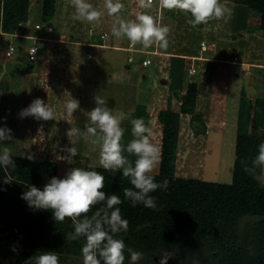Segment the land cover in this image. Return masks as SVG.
<instances>
[{
  "label": "rangeland",
  "instance_id": "obj_1",
  "mask_svg": "<svg viewBox=\"0 0 264 264\" xmlns=\"http://www.w3.org/2000/svg\"><path fill=\"white\" fill-rule=\"evenodd\" d=\"M57 2L55 15L43 20L41 0H1L0 26L8 34L0 33V41H11L16 49L9 58L0 52V81L7 84L6 105H0V109L6 117L5 128L11 130L12 136L11 140L0 141V153L4 147H8L12 154L55 162L56 177L60 179L76 164L83 169L84 164L78 160L83 161L85 158V170L101 173L105 178L102 190L106 195H112L114 172L99 165V145L91 144L90 138L85 139L87 113L97 106L94 98L97 95L103 98L113 115L122 113L125 118L121 124L131 121L136 103H144L148 111V126L154 133L153 143L160 148L162 124L158 113L164 108L180 109L179 95L185 92L188 82H193L196 85V96L192 114L199 113L200 119L192 122L191 113L182 112L180 115L175 175L230 181L238 111L245 117L247 111H252L257 95L264 97V68L248 66L245 62L241 66L250 69L245 75L236 77L233 67L226 71L228 63L223 59L229 54H238L246 61L264 62V5L250 19L244 3L220 0L231 10L230 18L226 16L208 24L193 26V18L189 13L162 9L159 0H153L147 9L138 8L137 0H120L125 5L120 13L122 18L134 20L137 12H146L153 16L158 25L170 29L168 46L160 47L170 52V55L159 53L160 62L151 55L153 61L141 67L139 62L142 53L131 51L134 60L128 62L125 49L88 45V41L96 40L102 32L107 33L109 42L121 45L128 42L127 38L117 39L112 36L113 18L107 15L104 0H87L104 12L101 21L92 24L73 19L75 9L71 0ZM12 16L18 17L16 31H19V26L28 33L41 34L39 51L29 61L35 67L30 73L24 71L25 49L34 40L10 37V34H14ZM23 20V23L17 24ZM37 22L42 27L45 23H52V31L34 30ZM249 22H258L260 27L248 31L246 24ZM203 38L212 46H207L206 52L202 51V54L221 58L212 61V65L205 60V63H201L191 58L201 53L199 42ZM189 54L194 55L186 57ZM191 66L196 69L193 74L188 71ZM2 95L3 89L0 86V102ZM37 98L54 109L56 119L43 121L31 116L20 117L19 113ZM70 98L79 101V109L73 113V117H69L65 111V104ZM243 103L248 110H243ZM194 124L198 133L193 132ZM72 128L80 132L71 137L75 144L67 134ZM71 147H76L82 158L71 156L68 152ZM158 166L152 173L154 180L157 183L167 180L168 187L167 190L160 188L150 195L156 200H165L170 196L169 177L159 175ZM258 177L264 184V168ZM102 206H94L89 216ZM141 207L142 204L134 206L135 212L140 214ZM3 215L4 212L0 210V219Z\"/></svg>",
  "mask_w": 264,
  "mask_h": 264
},
{
  "label": "trees",
  "instance_id": "obj_2",
  "mask_svg": "<svg viewBox=\"0 0 264 264\" xmlns=\"http://www.w3.org/2000/svg\"><path fill=\"white\" fill-rule=\"evenodd\" d=\"M57 1L41 0L43 20L55 15ZM238 1L245 4L248 16H255L264 5V0ZM12 17L11 27L15 31L18 17ZM258 27V23L246 24L248 31ZM3 29L0 26L2 32L6 31ZM17 30L20 36L16 38H29L25 36V28L18 26ZM9 42L0 41L3 56ZM15 49L5 58L11 57ZM25 58L24 71L30 73L35 67L29 62L26 49ZM0 86L3 89L0 105L5 107L7 84L0 81ZM186 86L185 92L178 94L179 110L165 108L159 112L162 162L158 173L169 177L168 199L156 200V210L142 204L139 214L123 196V189L132 185L121 171L113 173L112 194L120 196L123 201L116 207L120 208L122 218L129 222V230L116 237L126 244L124 264L130 261L127 248L143 253L144 259L139 264H159L165 250L172 254L167 264H264V184L258 177L263 168H254L252 164L258 155V146L264 143V134H258L264 128V97L254 99L252 111H247L245 117L238 111L231 180H208L175 175L180 115L182 112L191 113L192 122L200 119L199 113L192 114L196 85L188 82ZM242 106L243 110H248L244 103ZM1 111L0 128H5L6 117ZM137 118H143L148 126L144 103L135 105L131 121ZM131 121L120 125L124 129L120 143L125 148L123 155L134 164L136 157L126 151L133 139ZM192 128L198 133L195 124ZM10 154L15 169L0 166V210L4 212L0 219V264H25L29 258L46 251L56 252L59 264H83L81 249L85 238L78 241L65 239L67 233L74 231L71 220L66 218L63 223L56 222L51 210H33L21 199L30 186L43 190L51 178L56 177L57 164L29 155ZM75 157L82 158L79 153ZM83 164L85 170V158ZM5 178L10 183L5 184ZM14 246L16 252L11 250Z\"/></svg>",
  "mask_w": 264,
  "mask_h": 264
},
{
  "label": "clouds",
  "instance_id": "obj_3",
  "mask_svg": "<svg viewBox=\"0 0 264 264\" xmlns=\"http://www.w3.org/2000/svg\"><path fill=\"white\" fill-rule=\"evenodd\" d=\"M71 4L75 9L73 15L75 20L87 21L92 24L99 23L104 16V12L95 8L87 0H71ZM151 5L152 0H137V6L140 9L150 8ZM159 6L169 11L179 10L189 13L193 18L191 21L193 26L208 24L210 21L224 19L226 16L230 18L232 15L231 10L224 6L220 0H159ZM124 7L125 5L120 0H104V9L107 15L113 18L112 36L117 39L127 38L128 42L125 45L109 42L110 39L107 35L102 38L99 33L96 40L88 41V45L119 48L112 45L127 46L130 42L132 45H142L145 49L156 45L157 49L163 51L160 47L168 46L167 37L170 29L167 26L158 25L153 16L146 12H137L134 20H126L120 15ZM46 24L52 25V23ZM0 33L8 34L5 31ZM13 33L19 35L10 34L11 38L20 36L16 30ZM28 34L34 35L35 33ZM29 38L37 43L42 40L34 39L32 36ZM126 51L128 54L130 53V51ZM157 55L159 56V54ZM94 99L97 106L87 113L88 123L85 125V139L90 138L91 144L99 145V165L107 171L122 172V176L132 185V187L123 189L124 198L130 201L132 206L143 204L146 208L156 210V199L150 193L160 188L167 190L168 181L157 183L152 175L162 162L161 150L153 143L152 128L146 125L143 118L131 121L133 139L128 143L126 151L136 157L133 164L123 155L125 148L120 143L124 135V129L120 126L121 121L125 118L124 115L122 113L113 115L106 106V101L99 95ZM78 109V100L70 98L65 104V111L69 117H73V113ZM19 115L21 118L31 116L36 120L43 121L56 119L54 109L39 98L33 100ZM67 134L71 139L73 135H79L80 132L79 129L72 128ZM258 134H264V129H260ZM11 139V130L0 128V141ZM72 142L75 144L73 140ZM68 152L74 157L77 154V149L71 147ZM252 164L254 168H264V143L258 146V155ZM0 166L5 169L9 167L15 169L16 167L8 147H4L0 154ZM104 180V176L98 171L73 168L67 172L63 179L51 178L43 190L30 186L21 196V199L25 200L29 208L33 210H51L56 222L63 223L66 218L71 220L74 231L67 233L65 239L78 241L85 238L81 249L83 264H124L126 259L125 241L116 237L129 230V222L122 218L120 208L116 207L123 203L120 196L106 195L102 190L104 189ZM4 183H10V180L5 178ZM97 204H103V206L89 216L88 214ZM11 250L17 251L15 246ZM127 252L130 254L129 264H139L144 259L143 253L139 251L127 248ZM171 256L170 252L163 251L159 264H167ZM25 264H59V256L56 252L46 251L29 258Z\"/></svg>",
  "mask_w": 264,
  "mask_h": 264
},
{
  "label": "built area",
  "instance_id": "obj_4",
  "mask_svg": "<svg viewBox=\"0 0 264 264\" xmlns=\"http://www.w3.org/2000/svg\"><path fill=\"white\" fill-rule=\"evenodd\" d=\"M153 1V0H152ZM42 24L40 22H37L34 24V29L35 30H43L45 32H51L52 31V25L51 24H46L45 26H41ZM15 35L17 33H14ZM19 35V34H17ZM107 33L106 32H102L101 33V37L104 38L106 37ZM25 36L26 37H33L34 39H41V34L39 35H31V34H28V33H25ZM53 39V38H52ZM102 45H107V44H102ZM114 47H119V48H124L128 51H130V53L128 54L127 58H128V61H133L134 60V56L133 54L131 53V51H134V52H138V53H142L141 54V58H140V62L139 64L142 66V67H145V66H148L152 61L153 59L151 58V55L154 56L153 58L155 60H157V62H159V59H158V55L159 53H164L166 55H168V52H165V51H161L159 49H157V46L154 45V47H150V48H143L142 45H138V46H135V45H132L130 42L128 43L127 46H119V45H112ZM200 47L202 48H205V42L204 41H201L200 42ZM14 48V45L12 43H9L8 45V48L7 50L5 51V56H7L8 54H11L12 50ZM26 51H27V57L28 59L31 61L34 56L36 55V53L39 51V44L34 40L31 44H29L26 48ZM195 68L194 66L189 69V72L191 73H194L195 72Z\"/></svg>",
  "mask_w": 264,
  "mask_h": 264
},
{
  "label": "crops",
  "instance_id": "obj_5",
  "mask_svg": "<svg viewBox=\"0 0 264 264\" xmlns=\"http://www.w3.org/2000/svg\"><path fill=\"white\" fill-rule=\"evenodd\" d=\"M250 19H252V18H254L255 16H248ZM249 23H251V22H249ZM255 23H258V22H255ZM255 30V29H254ZM201 41H204L205 42V48H201L200 47V45H199V50H200V52L201 53H198V54H189L190 56H188V55H186V57H191V56H193V57H191V58H193L194 60L196 59V60H199L201 63H202V61L203 60H205V62H207V63H209V64H213L212 63V61H215V60H220L221 58H215V56H211V57H206V55H203L202 53L203 52H206L205 50H207L206 49V47L207 48H209V47H211L212 45L210 44H207V42L205 41V38H203V39H201L200 40V42ZM199 42V43H200ZM203 51V52H202ZM232 55V54H231ZM230 54H229V56L227 55V56H225L226 57V59H223V60H226L225 61V63L227 64L225 67H226V71L228 72L229 71V68L230 67H233V72H234V75H236V77H241V76H243V75H245V73H247V70H248V68L250 69V67H247V70L246 69H244V67H242L241 65L242 64H244L245 62L248 64V66H255V67H261V68H264V62H262V61H246L247 59H243L240 55H238V54H233L232 56H231ZM171 56H173L172 54H171ZM174 56H176V55H174ZM230 61V62H229ZM204 61H203V63H205ZM220 62H223V61H220ZM258 62H260L261 64H259ZM192 64L194 65V61L192 62ZM199 67V66H198ZM244 69V70H243ZM189 71V70H188ZM238 71H240V72H238ZM200 72V70H199V68H198V73ZM192 73V72H191ZM193 74V73H192ZM143 78V77H142ZM255 78V77H254ZM162 83V82H161ZM157 84H155L154 86H156ZM163 85V84H162ZM257 97H261L260 95H257ZM263 97V96H262ZM165 109V108H164ZM179 110V109H178ZM158 116H159V113H158ZM159 121H160V119H159ZM161 122V121H160Z\"/></svg>",
  "mask_w": 264,
  "mask_h": 264
},
{
  "label": "water",
  "instance_id": "obj_6",
  "mask_svg": "<svg viewBox=\"0 0 264 264\" xmlns=\"http://www.w3.org/2000/svg\"><path fill=\"white\" fill-rule=\"evenodd\" d=\"M78 161H79V162H81V163H83V161H82L81 159H80V160H78ZM79 162H78V163H79ZM77 166H78V165L76 164V168H78Z\"/></svg>",
  "mask_w": 264,
  "mask_h": 264
}]
</instances>
